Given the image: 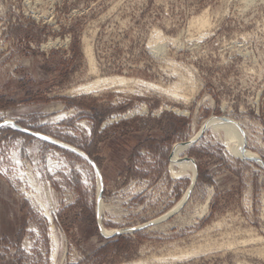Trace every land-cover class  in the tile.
I'll return each instance as SVG.
<instances>
[{"label":"rangeland","instance_id":"374dc122","mask_svg":"<svg viewBox=\"0 0 264 264\" xmlns=\"http://www.w3.org/2000/svg\"><path fill=\"white\" fill-rule=\"evenodd\" d=\"M0 125V264H264V0H0Z\"/></svg>","mask_w":264,"mask_h":264},{"label":"bare ground","instance_id":"6f19581e","mask_svg":"<svg viewBox=\"0 0 264 264\" xmlns=\"http://www.w3.org/2000/svg\"><path fill=\"white\" fill-rule=\"evenodd\" d=\"M245 1H247V0H245ZM250 1V0H249ZM205 15V14H204ZM205 17H207V16H204V17H198V18H195L191 23H192V26H194V25H196V26H194L193 28H197V30L198 31H200V30H202L203 28H205L206 29V27H208V25L210 24V22H209V24H208V21H209V19H207V18H205ZM208 20V21H207ZM199 28H198V27ZM210 26V25H209ZM209 28V27H208ZM204 29V30H205ZM203 31V30H202ZM157 33V32H156ZM156 33H154V35L156 34ZM158 35H159V32H158ZM157 35V36H158ZM157 36H156V38H157ZM159 38V37H158ZM160 39V38H159ZM85 40V39H84ZM157 40V39H156ZM86 44V43H85ZM89 45V44H88ZM90 46V45H89ZM86 50V53H88V54H90L91 52H90V50H89V48L87 47V48H85ZM91 49V48H90ZM84 50V49H83ZM84 51V52H85ZM87 54V55H88ZM92 55V54H91ZM89 60V59H88ZM91 62H93V60L91 61ZM188 78V77H187ZM99 79V78H98ZM97 79V80H98ZM189 79V78H188ZM187 79V80H188ZM190 80V79H189ZM188 80V81H189ZM127 80L126 79H124V78H120V77H115V78H112V77H109V79L107 78V79H102V80H99V81H96V82H94V83H92V84H88V85H85V86H81L78 90H76L77 91V93L79 92H84V91H92V90H94V89H99V88H102V87H104V85L105 84H116V83H118V84H125V83H127L126 82ZM130 81V80H129ZM128 81V82H129ZM191 81V80H190ZM194 81V80H193ZM133 82H135V81H133ZM143 84V83H142ZM145 84V83H144ZM179 84V83H178ZM181 84V83H180ZM145 85H147V84H145ZM176 85V84H175ZM189 85V84H188ZM195 84H193L192 85V87H194V88H196V86H194ZM174 86V85H173ZM182 87V85H176V86H174L173 87V89L171 88H169V91L170 92H172L171 94H174L173 96H176L177 94H178V91H179V87ZM189 86H191V84L189 85ZM150 87V86H149ZM155 89V88H154ZM157 89V88H156ZM181 89V88H180ZM190 89H192V88H190ZM158 90V89H157ZM167 90V89H166ZM165 90V91H166ZM193 90V89H192ZM76 91H75V93H76ZM95 91V90H94ZM194 91V90H193ZM86 93V92H85ZM166 94L168 93V90L165 92ZM180 94H182L181 92H180ZM179 94V95H180ZM170 95V94H169ZM172 96V95H171ZM181 96V95H180ZM178 97V96H177ZM228 120H230V119H228ZM227 119H224V118H212V119H210V120H208L206 123H205V125L202 127V129H203V131L205 132L206 130H208V128H210L211 129V132H219V131H221L222 133H223V135H224V139H225V144H226V146H227V149H229L234 155H236V157L238 156V157H240L241 159H243V160H246V159H248V157H252L253 159H258V156L256 155V154H254V153H248L247 154V151H244V150H241L240 148H234V146L231 144V135H232V129H231V126L230 125H232L233 127H236L235 125H233L230 121H232L233 122V120H230V121H228ZM229 123V124H228ZM218 134V133H217ZM198 135H199V133H198ZM193 141H195V139H193V140H191V141H188L187 143H191V142H193ZM186 148H188V146L187 145H183V144H181V145H177V146H175L174 147V150H173V152H172V155H171V157H170V172H171V176H174V179H176L175 177H177V178H179L180 176H186V177H190L191 179H193V177L195 176V168H194V165H193V163H192V161H190V160H188V162H186L185 163V160H181L180 158H178V156H179V154L182 152V150H185ZM74 151H76V150H74ZM76 153H78V154H80V155H82V156H84L82 153H80V152H78V151H76ZM234 157V156H233ZM172 158V159H171ZM239 158V159H240ZM187 160V159H186ZM190 162V163H189ZM188 164H190V165H188ZM261 164V163H260ZM259 164V165H260ZM192 165V166H191ZM179 176V177H178ZM100 183H99V181H98V189H97V191L99 192V190H100V188H99V185ZM36 195H37V193H36ZM38 201V200H37ZM37 203V202H36ZM38 206V205H37ZM41 206V205H40ZM47 212V211H46ZM47 215H48V213H47ZM49 217V216H48ZM53 238V237H52Z\"/></svg>","mask_w":264,"mask_h":264},{"label":"water","instance_id":"95a60500","mask_svg":"<svg viewBox=\"0 0 264 264\" xmlns=\"http://www.w3.org/2000/svg\"><path fill=\"white\" fill-rule=\"evenodd\" d=\"M11 125L13 126V127H15V128H17V129H19V130H21L19 127H17L14 123H11ZM183 145H187V146H189V144H183ZM80 155V154H79ZM172 155V154H171ZM80 156H82V155H80ZM82 157H84V158H86L85 156H82ZM171 157V156H170ZM185 159H188L187 157H184ZM87 159V158H86ZM247 160H255V159H247ZM89 161V160H88ZM89 163L94 167V169H96L95 168V166H94V164L91 162V161H89Z\"/></svg>","mask_w":264,"mask_h":264},{"label":"snow or ice","instance_id":"6c2138e0","mask_svg":"<svg viewBox=\"0 0 264 264\" xmlns=\"http://www.w3.org/2000/svg\"><path fill=\"white\" fill-rule=\"evenodd\" d=\"M0 126H3V125H0ZM44 139H46V138H44ZM17 164H19V161H17Z\"/></svg>","mask_w":264,"mask_h":264}]
</instances>
